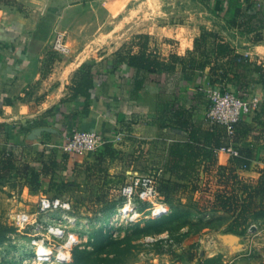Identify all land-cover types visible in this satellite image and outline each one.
Wrapping results in <instances>:
<instances>
[{
  "label": "crops",
  "instance_id": "1",
  "mask_svg": "<svg viewBox=\"0 0 264 264\" xmlns=\"http://www.w3.org/2000/svg\"><path fill=\"white\" fill-rule=\"evenodd\" d=\"M201 1L205 10L201 16L193 18V23L189 22L187 37L180 38L162 30H157L156 37L151 32L136 34L148 33L152 46L157 37L176 39L177 46L169 48L167 53L157 50L167 58L173 52L185 55L193 50L195 39L203 29L214 31L228 40L238 53L264 67V0ZM67 3V0H0V188L15 192L14 186L21 187V196L26 202H21L18 207L24 209L19 210L35 211L43 194L64 196L60 195L63 193L60 181H69L70 175L75 174L79 157L65 151L63 145L78 129L102 132L112 142L108 150L107 146L102 150L105 155L121 149L135 150L152 159L154 149L162 148V169L170 144L188 140L190 130L185 124L188 119L194 123L196 132H219L223 145L232 142L242 152L250 153L249 167L236 166L239 177L236 184L257 183L264 168L263 82H249L245 89H238L237 93H243L244 98L258 92L261 103L256 111L240 119L235 134L230 137L225 126L212 124L207 118L210 65L197 70L190 80L181 70L148 73L145 86L133 92L135 68L116 60L113 65L112 60L105 59L97 65L103 76L95 82V98L89 99L86 113L83 97L70 98V85L82 61L77 57L49 60L48 40L43 29L46 13L66 8ZM171 83L170 96L161 98L160 89H169ZM146 92H151L150 97L144 96ZM5 155L13 156L12 167H4ZM87 158L92 159V155ZM51 160L55 161L54 167ZM197 160L195 180L181 177L179 182L182 186L196 183L195 194L203 199L208 197L206 203L211 204L219 187V174L232 164L233 157L220 152L215 160L203 155ZM44 163L48 164L49 171L40 173V186L33 189L28 182L30 171H42ZM167 172L173 182L177 171ZM206 185L210 186L209 190L204 189ZM1 192L7 194L6 190L0 189Z\"/></svg>",
  "mask_w": 264,
  "mask_h": 264
},
{
  "label": "rangeland",
  "instance_id": "2",
  "mask_svg": "<svg viewBox=\"0 0 264 264\" xmlns=\"http://www.w3.org/2000/svg\"><path fill=\"white\" fill-rule=\"evenodd\" d=\"M67 1L66 8L44 17L49 60L77 57L93 65L117 60L116 52H126L137 32L156 37L157 30H162L185 38L189 22L205 10L201 0ZM57 30L66 31L71 54L53 50ZM169 38L157 37L154 48L167 53L176 47L177 40ZM169 86L160 89L161 98L170 96L173 84ZM106 145L111 147L112 142L106 141L85 156L73 154L79 157L76 172L69 181H60V195L72 201L75 216V223L69 224L77 239L70 262L35 260L41 240L45 238L52 248L53 242L49 243L44 232L12 224V213L24 209L18 206L26 202L21 187L14 186L15 192L5 189L7 194L0 193V264H264V205L248 224L234 228L230 214L211 210L208 197L203 199L191 186H182L177 174L169 184L168 172L160 168L162 148H155L151 159L135 150L105 155ZM135 174L155 178L160 192L155 204L123 194V186ZM127 204L129 209L123 211ZM163 206L165 212L155 213Z\"/></svg>",
  "mask_w": 264,
  "mask_h": 264
},
{
  "label": "trees",
  "instance_id": "3",
  "mask_svg": "<svg viewBox=\"0 0 264 264\" xmlns=\"http://www.w3.org/2000/svg\"><path fill=\"white\" fill-rule=\"evenodd\" d=\"M238 12H240L239 9ZM194 45V49L187 51L185 55L173 52L164 58L151 45V36L148 33H138L133 36L131 45L126 52L121 50L116 52V61L135 68L133 92L141 90L145 86L148 73H175L181 70L190 80L197 70H204L207 65H210V86L212 87L228 89V86H231L237 93L239 88L245 89L249 82L254 84L263 82L264 85L262 64L249 56L238 53L235 47L217 32L203 29L195 39ZM111 63L116 64L115 61ZM97 65L90 62L82 63L70 85V98L79 100L83 97L86 113L89 112V99L95 98V82L100 81L103 76V73L97 69ZM185 124L190 130L189 138L184 142L175 141L170 144L169 156L162 170L164 173L177 171L178 177L194 181L197 163H199L197 158L203 155L215 160L217 155L215 148L222 146L223 143L221 133L210 130L196 132L194 123L188 119ZM106 146L108 150L109 147ZM250 158V153H244L241 150L239 156L233 157L232 164L225 168L224 173L219 174V187L215 190L214 200L210 205V209L213 211L230 214L234 228L248 224L256 216V211L264 205V168L257 183L236 184L239 178L236 166L249 167ZM3 163L4 167H12L13 156L5 155ZM50 164L54 167L55 161L51 160ZM180 170L183 171L182 174H179ZM48 171L47 163L43 164L42 171L35 169L30 171L28 182L33 189L40 186V173L47 174ZM170 183L173 182L169 180ZM50 186L52 187V184ZM191 187L197 189L198 185L191 182Z\"/></svg>",
  "mask_w": 264,
  "mask_h": 264
},
{
  "label": "built area",
  "instance_id": "4",
  "mask_svg": "<svg viewBox=\"0 0 264 264\" xmlns=\"http://www.w3.org/2000/svg\"><path fill=\"white\" fill-rule=\"evenodd\" d=\"M53 50L60 55L72 53L66 31L57 30L52 41ZM208 96L207 118L212 124H220L226 127L230 137L235 134L236 125L240 119L260 107L261 95L251 92L244 98L231 86L228 89L221 87H209L206 89ZM108 139L96 129H79L68 136L64 142L65 151L85 156L94 152ZM229 153L232 157L239 156L240 150L232 142L215 148V153ZM123 194L129 198H140L143 201L152 202L160 198V192L154 177L149 175H135L122 188ZM158 212L161 214L167 210L166 206ZM12 224L21 229L31 228L35 232H44V236L52 244L42 239V245L35 253L38 262L52 261L56 263H68L71 260V250L77 244L74 231L69 224L75 223L72 201L64 196L43 194L39 197L35 211L17 210L11 215ZM60 240V242H58ZM52 249V250H50Z\"/></svg>",
  "mask_w": 264,
  "mask_h": 264
},
{
  "label": "bare ground",
  "instance_id": "5",
  "mask_svg": "<svg viewBox=\"0 0 264 264\" xmlns=\"http://www.w3.org/2000/svg\"><path fill=\"white\" fill-rule=\"evenodd\" d=\"M141 12V11H140ZM146 13V12H145ZM149 25V24H148ZM107 34H109V33H107ZM129 207H130V204H127L122 210L124 211H127L128 209H129ZM161 210H163L162 208H159V209H156L155 210V213H158V212H160Z\"/></svg>",
  "mask_w": 264,
  "mask_h": 264
}]
</instances>
